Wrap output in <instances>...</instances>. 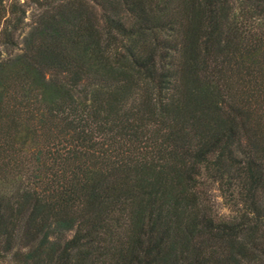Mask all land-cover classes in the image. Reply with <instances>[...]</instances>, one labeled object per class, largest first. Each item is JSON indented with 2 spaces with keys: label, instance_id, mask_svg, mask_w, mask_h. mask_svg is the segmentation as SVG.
Listing matches in <instances>:
<instances>
[{
  "label": "trees",
  "instance_id": "obj_1",
  "mask_svg": "<svg viewBox=\"0 0 264 264\" xmlns=\"http://www.w3.org/2000/svg\"><path fill=\"white\" fill-rule=\"evenodd\" d=\"M0 46V264H264V0H0Z\"/></svg>",
  "mask_w": 264,
  "mask_h": 264
},
{
  "label": "rangeland",
  "instance_id": "obj_2",
  "mask_svg": "<svg viewBox=\"0 0 264 264\" xmlns=\"http://www.w3.org/2000/svg\"><path fill=\"white\" fill-rule=\"evenodd\" d=\"M23 1H28V0H21ZM35 12V9L33 6H29L27 10V16H26V27L24 31L22 32L19 41H20V46L23 45V38L25 35L28 33L32 20H33V14ZM9 55V52L3 47L0 46V59H3ZM208 195H210L212 202L214 203L218 213L224 214V215H229L231 214V211L229 207L225 204L219 190L217 189V186L211 185L209 187ZM8 263V262H7ZM11 264V263H10Z\"/></svg>",
  "mask_w": 264,
  "mask_h": 264
}]
</instances>
